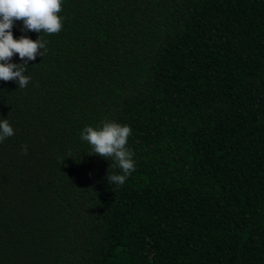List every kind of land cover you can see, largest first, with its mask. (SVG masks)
<instances>
[{
	"label": "trees",
	"instance_id": "16d2710c",
	"mask_svg": "<svg viewBox=\"0 0 264 264\" xmlns=\"http://www.w3.org/2000/svg\"><path fill=\"white\" fill-rule=\"evenodd\" d=\"M61 8L28 86L0 81V264H264V0ZM105 119L123 186L80 138Z\"/></svg>",
	"mask_w": 264,
	"mask_h": 264
},
{
	"label": "clouds",
	"instance_id": "9594fccd",
	"mask_svg": "<svg viewBox=\"0 0 264 264\" xmlns=\"http://www.w3.org/2000/svg\"><path fill=\"white\" fill-rule=\"evenodd\" d=\"M62 10L61 0H0V81H14L18 88H26L30 77L25 75L29 61L37 56L44 57L47 52L46 41L41 34H59L62 31L63 17L57 15ZM22 21L21 32L39 33L33 41L26 35L14 39L12 29L16 22ZM14 53H18L22 63H12ZM15 130L6 119H0V143L12 137ZM132 130L127 125L108 121L98 127L86 126L80 133L82 141L91 146L89 155H97L111 161L110 167H118L123 174L106 176L110 185L123 186L135 170L134 153L127 146ZM27 154V146H23Z\"/></svg>",
	"mask_w": 264,
	"mask_h": 264
}]
</instances>
